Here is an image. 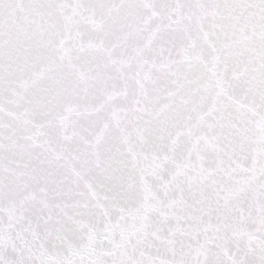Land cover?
Returning a JSON list of instances; mask_svg holds the SVG:
<instances>
[{
	"label": "snow or ice",
	"instance_id": "6c2138e0",
	"mask_svg": "<svg viewBox=\"0 0 264 264\" xmlns=\"http://www.w3.org/2000/svg\"><path fill=\"white\" fill-rule=\"evenodd\" d=\"M0 264H264V0H0Z\"/></svg>",
	"mask_w": 264,
	"mask_h": 264
}]
</instances>
